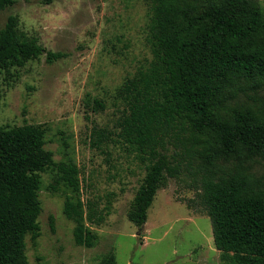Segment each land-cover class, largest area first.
I'll list each match as a JSON object with an SVG mask.
<instances>
[{
	"label": "trees",
	"instance_id": "trees-1",
	"mask_svg": "<svg viewBox=\"0 0 264 264\" xmlns=\"http://www.w3.org/2000/svg\"><path fill=\"white\" fill-rule=\"evenodd\" d=\"M16 0H0V11ZM146 43L151 57L116 88V117L99 125L90 112L107 108L87 93L89 145L111 155L119 146L145 165L128 218L143 228L148 209L170 178L193 177L195 203L211 218L221 264H264V8L257 0H146ZM46 56L66 57L19 29L10 15L0 29V69L10 72ZM0 86V97L2 95ZM49 126H0V264L29 261L28 235L36 244L42 173L50 191L64 195V213L77 245L93 247L111 202L83 196V168L69 152L55 160L46 147ZM54 229V227H53ZM100 264H117L114 252Z\"/></svg>",
	"mask_w": 264,
	"mask_h": 264
},
{
	"label": "rangeland",
	"instance_id": "rangeland-1",
	"mask_svg": "<svg viewBox=\"0 0 264 264\" xmlns=\"http://www.w3.org/2000/svg\"><path fill=\"white\" fill-rule=\"evenodd\" d=\"M257 1L264 8V0ZM10 15L18 17L20 31L67 55L54 63L43 55L10 72L0 69V126H49L46 147L55 160L63 158L68 143L66 149L83 168L84 198L100 196L101 206L111 202L106 221L93 226L99 235L96 244L77 245L75 224L63 210L64 195L50 191L52 174L42 173L41 235L36 244L30 235L26 238L29 261L37 263L41 257L44 264H100L114 252L117 264H221L212 220L195 203L192 176L170 178L139 230L128 210L145 165L119 146H112L107 156L89 145L86 94L106 101L104 111L90 113L97 124L111 126L116 88L151 57L146 0H16L0 11V29ZM253 172L264 176V162H254Z\"/></svg>",
	"mask_w": 264,
	"mask_h": 264
}]
</instances>
